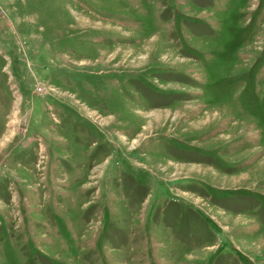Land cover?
<instances>
[{"label":"rangeland","instance_id":"rangeland-1","mask_svg":"<svg viewBox=\"0 0 264 264\" xmlns=\"http://www.w3.org/2000/svg\"><path fill=\"white\" fill-rule=\"evenodd\" d=\"M0 264H264V0H0Z\"/></svg>","mask_w":264,"mask_h":264}]
</instances>
